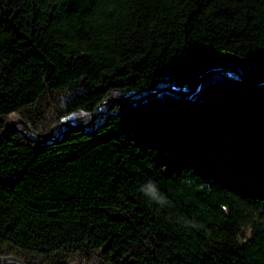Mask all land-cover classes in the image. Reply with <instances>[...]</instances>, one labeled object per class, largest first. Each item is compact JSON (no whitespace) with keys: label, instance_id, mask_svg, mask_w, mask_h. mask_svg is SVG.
Listing matches in <instances>:
<instances>
[{"label":"trees","instance_id":"trees-1","mask_svg":"<svg viewBox=\"0 0 264 264\" xmlns=\"http://www.w3.org/2000/svg\"><path fill=\"white\" fill-rule=\"evenodd\" d=\"M11 112L0 257L264 264V0H0Z\"/></svg>","mask_w":264,"mask_h":264},{"label":"water","instance_id":"water-1","mask_svg":"<svg viewBox=\"0 0 264 264\" xmlns=\"http://www.w3.org/2000/svg\"><path fill=\"white\" fill-rule=\"evenodd\" d=\"M202 76H203V75H201V76L197 79L196 84L199 83V81L201 80ZM196 84H195V85H196ZM195 85H194V86H195ZM173 90L176 91V92H180V93H188V92H190V90H185V89H173ZM93 114H94V110H93ZM17 119L20 120V117H18ZM70 123L73 124V122L66 121V120H61V121H59V122L53 123V124L50 126V128H49V132H47V134L50 133V131H51V130H52L57 124H70ZM84 123H87V122H84ZM80 125H82V124H80ZM10 126H14V119H11V118H10V119L6 120L5 123H4V125H3V127H2L1 130H0V133H1L4 129H6L7 127H10ZM5 260L14 261V262H17L18 264H24L20 259L15 258V257H13V256H3V257H0V262H1V261H5Z\"/></svg>","mask_w":264,"mask_h":264},{"label":"clouds","instance_id":"clouds-1","mask_svg":"<svg viewBox=\"0 0 264 264\" xmlns=\"http://www.w3.org/2000/svg\"><path fill=\"white\" fill-rule=\"evenodd\" d=\"M145 193L150 196V198L154 199L158 204L163 205L165 203L162 197H159L156 193V189L152 183L147 185L145 189Z\"/></svg>","mask_w":264,"mask_h":264},{"label":"rangeland","instance_id":"rangeland-1","mask_svg":"<svg viewBox=\"0 0 264 264\" xmlns=\"http://www.w3.org/2000/svg\"><path fill=\"white\" fill-rule=\"evenodd\" d=\"M11 113H12V114H9L8 119H10V118H11V119H14V125H15V124L18 123V121H20L19 119H17V118L20 117V116H19L18 114H16L15 112H11ZM8 119H7V120H8ZM53 129H54V128H53ZM53 129H52V130H53ZM52 130H51V131H52Z\"/></svg>","mask_w":264,"mask_h":264}]
</instances>
